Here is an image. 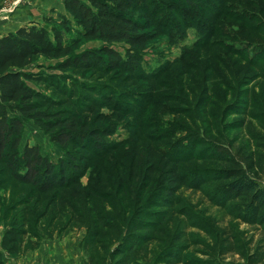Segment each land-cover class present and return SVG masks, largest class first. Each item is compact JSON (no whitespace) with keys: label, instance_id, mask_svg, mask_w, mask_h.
I'll return each mask as SVG.
<instances>
[{"label":"rangeland","instance_id":"obj_1","mask_svg":"<svg viewBox=\"0 0 264 264\" xmlns=\"http://www.w3.org/2000/svg\"><path fill=\"white\" fill-rule=\"evenodd\" d=\"M61 2L0 0V37L24 26L49 30L45 18L58 22L59 15H66ZM209 2V7L222 12L214 14L209 7L194 9L180 0H163L203 23L179 30L174 25L172 38L159 35L148 42L141 49L134 74L65 69L61 67L64 59L43 57L26 68L43 80L27 82L28 86L56 102L43 110L59 112L58 117L71 113L91 129H113L107 142L117 144L97 159L91 146L89 151L60 147L34 122L24 123L20 152L37 146L42 156L57 164L69 151L85 167L80 186L39 194L33 186L17 183L0 166L3 264H245L251 257L264 264V225L244 224L227 207L213 205L207 198L213 184L196 190L181 188L171 199L174 204L167 207L161 204L165 194L160 176L149 182L151 172L147 174L156 163L161 164V171L167 168L159 161L160 148L183 139L194 128L207 138L228 140L233 148L244 147L257 155L264 151V0ZM134 17L141 18L139 13ZM170 17L176 19L173 13ZM76 38L75 32L65 36L66 41ZM105 46L121 55L128 48L124 43L81 40L74 54ZM86 87H93L96 94L84 91ZM107 88L115 89L120 97L115 108L97 96ZM84 94L103 103L91 108L92 103L78 100ZM78 151L88 160H81ZM220 166L193 163L187 169ZM99 180L108 181L109 194L95 199L90 185ZM72 193L91 202L78 203L57 221L49 214L36 223L48 201H71ZM25 206L28 211L23 213ZM32 209L35 212L30 216ZM14 220H22L34 231L44 229L37 238L28 237L23 243L25 248L27 243H36L35 248L17 255L1 246ZM138 221L146 222L148 229L139 232ZM139 235L149 236V241L128 250ZM223 245L227 254L219 256L216 251H225Z\"/></svg>","mask_w":264,"mask_h":264},{"label":"trees","instance_id":"obj_2","mask_svg":"<svg viewBox=\"0 0 264 264\" xmlns=\"http://www.w3.org/2000/svg\"><path fill=\"white\" fill-rule=\"evenodd\" d=\"M180 1L194 9L212 6L209 0ZM62 4L66 15H59L58 22L52 18L44 19L50 25L49 30L37 25L24 26L0 37V166L17 183L31 185L39 194L80 186L85 165L81 166L78 156L69 151L66 152V159L59 160L57 164L42 156L37 146L24 147L20 152L22 130L26 121L34 122L49 133L50 140L60 147L71 145L79 150L89 151L88 146H91L90 151L95 153L97 159H102L108 151L114 150L117 143L107 142L113 129H91L79 123L78 119L75 120L76 116L71 113L67 115L69 117H58L59 112L43 110V107L54 106L56 102L52 97H46L28 86L27 82L43 80L35 78L26 68L36 58L43 57L64 59L61 67L65 69H103L109 73L121 71L134 74L141 62V49L148 42L159 35L172 38L175 27L179 30V27L186 28L203 23L197 18L194 19L196 16L189 14V11L163 3V0H62ZM209 8L214 14L220 12L215 7ZM137 13L140 14V19L134 17ZM171 13L176 19L170 17ZM180 13L183 14L181 18ZM176 21H179L178 24H175ZM70 32H75L77 38L66 41L65 36ZM81 40L101 41L107 45L124 43L128 48L123 55L108 46L76 55L74 51ZM86 88L84 91L91 95L96 94L93 87ZM97 96L107 99L109 103L106 104L112 108L117 107L116 100L120 98L112 88H107ZM99 98L93 100L84 94L78 100L92 103V108L103 103ZM142 105L144 103L140 106ZM186 132L188 135L183 139L169 142L160 148L159 161L166 164L167 168L161 171L159 163L149 167V182L157 174L160 176L159 180L163 181L162 192L165 198L161 204L167 207L173 205L171 199L181 188L196 190L213 184V188L207 193V198L213 205L227 207L234 218L244 224L264 225V151L257 155L244 147L233 148L228 140L219 137L207 138L206 134L200 133L196 128ZM261 146L264 150V142ZM80 152L78 151V155L81 160H88ZM193 163L221 166L187 169ZM90 187L92 198L99 199L109 194L108 181L99 180ZM70 199L71 201H55L52 198L36 217V223L43 221L49 214H53L52 220L57 221L67 211L72 212L78 203L85 206L91 202L84 201L85 196L82 194L75 196L72 193ZM36 204L39 202H35ZM27 211L26 206L22 207L23 213ZM34 212L32 209L30 216ZM22 220H14L2 238V248L11 255H17L26 248H35L36 243H27L26 248L23 243L28 237L37 238L39 232H44L43 227L36 231L31 230ZM138 222L140 227L136 228L139 232L148 229L146 222ZM143 241H149V236H137L128 250L134 249L135 245ZM225 248L223 245L222 250ZM216 254L223 256L227 251L217 250ZM245 260V264L261 262L255 257ZM0 264H3L1 254ZM121 264L128 263L124 261Z\"/></svg>","mask_w":264,"mask_h":264},{"label":"crops","instance_id":"obj_3","mask_svg":"<svg viewBox=\"0 0 264 264\" xmlns=\"http://www.w3.org/2000/svg\"><path fill=\"white\" fill-rule=\"evenodd\" d=\"M61 3H62V2H61ZM62 6H63V4H62ZM18 28H20V27H17V28L15 29V31H16ZM6 34H8V33H6ZM6 34H3V36L6 35Z\"/></svg>","mask_w":264,"mask_h":264}]
</instances>
